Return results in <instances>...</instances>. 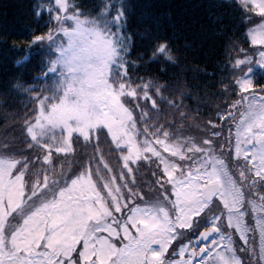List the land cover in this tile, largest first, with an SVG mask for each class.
<instances>
[{
	"label": "trees",
	"instance_id": "16d2710c",
	"mask_svg": "<svg viewBox=\"0 0 264 264\" xmlns=\"http://www.w3.org/2000/svg\"><path fill=\"white\" fill-rule=\"evenodd\" d=\"M66 2L69 15L79 20L85 16L112 38L113 58L104 84L119 93L134 117L140 144L151 142L161 155L139 158L126 171L124 147L101 125L89 128L85 137L76 131L66 137L62 128L45 125L31 134L28 128L39 126L37 104L46 111L66 96L68 73L53 62L50 52L67 22L54 19L56 0H0V157L11 158L14 170L26 166L38 171L40 179L43 169L55 178L62 172L71 176L88 170L92 178L104 180L120 178L121 169L120 188L135 195L130 197L133 204L142 195L166 188L170 172L174 178L185 175L204 148L208 156L222 160L228 152L238 156L234 126L241 123L242 110L252 99L264 102V51L250 38L251 25L264 15L240 0ZM118 12L117 21L113 17ZM254 49L258 55H252ZM155 138L171 147L162 150ZM209 205L201 221L219 223L213 216L220 206Z\"/></svg>",
	"mask_w": 264,
	"mask_h": 264
},
{
	"label": "rangeland",
	"instance_id": "374dc122",
	"mask_svg": "<svg viewBox=\"0 0 264 264\" xmlns=\"http://www.w3.org/2000/svg\"><path fill=\"white\" fill-rule=\"evenodd\" d=\"M240 1L253 7L248 0ZM76 20L79 23L70 21L62 29L60 26L57 44L50 52L53 62H59L68 73L66 96L64 93L46 111L39 102V126H31L28 130L32 134L45 125L43 128H62L66 137L72 131L85 137L89 128L101 125L115 143L124 147L122 165L130 171L137 159L144 161L151 154L161 155V151L151 142L140 144L135 134L134 117L120 101L119 93L104 84L113 58L112 38L106 37L98 27H92L85 16ZM261 31H264V17L250 28L251 41L260 45L263 52L264 37L253 39L251 35L259 36ZM65 32L73 34V46L79 53V57L71 62L67 59L70 42ZM252 55H258V49H254ZM71 91L76 93L75 96H69ZM247 105L240 115L241 123L234 126L237 131L234 146L238 156H228L231 154L228 152L227 158L222 160L217 155L208 156L204 148L202 158L195 159V167L188 165L185 175L174 178L170 172L166 188L159 187L154 193L142 195L133 204H130V197L135 195L120 188L121 169L120 178L113 175L104 180L100 176L92 178L88 170L75 171L71 176L62 172V183L56 177L59 183L53 184L55 177H48L44 169L40 179L38 171H29L26 166L14 170L11 158L0 157V264H156L161 258L160 247L152 241L155 239L162 244L177 226L180 228L175 231L181 239L190 221L194 222L195 230L198 229L207 211L204 209L216 202L221 210L228 209L224 217L233 221L240 236L249 243V256L243 255L247 258L244 261L264 264V211L261 212L259 207V214L255 216L258 222L257 255L254 253L255 240L243 235V231H248L246 226L251 229L253 226L249 223L245 226L242 211L234 212L241 203L240 190L244 180L257 182L264 177L257 175L260 169L264 171V102L259 104L252 99ZM259 124L263 127L258 128ZM253 136L258 137V143L249 146L247 143ZM160 145L162 150L171 147L162 141ZM238 162L255 165L253 176L244 175L247 169ZM247 171L251 175L252 172ZM66 179L68 182L63 183ZM93 180H101V183L96 184ZM210 181H217L219 190L208 201L202 197L200 188ZM250 191L249 197L261 202V195ZM249 197L243 195L244 203ZM219 215L214 214L213 220L217 221ZM187 237L182 242L185 247ZM79 241H82L81 248L76 247ZM222 241L226 248L218 246ZM233 241L231 237L215 238L201 263L239 264L237 256L231 252V248L235 251L231 247L235 244Z\"/></svg>",
	"mask_w": 264,
	"mask_h": 264
},
{
	"label": "flooded vegetation",
	"instance_id": "af4514ba",
	"mask_svg": "<svg viewBox=\"0 0 264 264\" xmlns=\"http://www.w3.org/2000/svg\"><path fill=\"white\" fill-rule=\"evenodd\" d=\"M263 127L262 124L258 125V128ZM249 133V132H248ZM251 135V134H248ZM262 137V136H261ZM258 143V137L257 136H253L252 139L250 138L248 141V144L253 146L254 144ZM260 163V162H258ZM238 164L240 166L243 167V165L245 166V168L249 171H251V175L247 170H244V175L249 177H252L254 174L253 170L256 169L255 165L249 164V165H245L243 162ZM257 175H264V171L262 169H260V173H257ZM245 182L242 183L243 189L240 190L241 194V203L237 206V208L235 209V213L241 212L242 213V217L244 220V224L246 226V223L251 224L253 227V229L249 228L246 226V228L248 229V231H243V235L245 237H250L252 239L255 240V255L258 254L257 251V245H258V232H257V227H258V222L255 220V216L257 214H259V207L262 208L260 211L263 212L264 211V177H261L260 180H258L257 182H252L251 179L248 181V179L244 180ZM252 190L257 194L261 195V202L259 201H255V199L252 198H248V200L250 201H246L244 203L243 199V195L247 194L249 195V191ZM251 192V191H250ZM243 193V195H242ZM204 199L210 201L211 199L214 198V196L211 199H207L206 197H203ZM254 205H256L257 207H254ZM228 210V209H226ZM226 210H222L220 212V215L218 216L219 219V224L220 227H218V230H221V239L225 240L228 237H231L232 241L233 239H236V242H234L235 244H231V247H233L235 249V251L231 248V252L233 254H235L237 256L236 258V262L239 264H249V262H245L244 260H246L247 258H243V255L245 256H249V243L246 242L247 239L240 236L241 233L239 234L238 231L236 230V227L234 226L233 221H228L226 219V216L224 217ZM233 209H231L232 211ZM195 217H193L194 219ZM247 220H246V219ZM207 221V218H206ZM206 221L204 222L203 220L199 223V225H204L206 223ZM257 224V225H256ZM194 222L190 221V226L186 227V233L185 235L179 239L177 236V231H175L176 229H179L180 227L177 226L176 228H174L172 231L169 232L168 234V239L165 241V239L163 240L162 244L160 243V241H156L155 239L152 241L156 247H160V256L161 258H158V261H156V264H199V261L202 257L205 256V254L207 253V249L208 247H211L214 241V237L203 243L202 241H199L196 239V233L195 232V228H194ZM182 226V225H181ZM207 225L201 227V228H205ZM183 227V226H182ZM181 227V228H182ZM172 233L174 234V236L172 235ZM219 233V232H218ZM187 237L186 239V247L182 244V242L184 241V239ZM163 238V235H161L160 239ZM220 244V248H226L227 246L224 247L225 242H221ZM182 245V246H181ZM203 248V250L201 251L202 253H199L200 248ZM236 247V248H235ZM241 258V259H239ZM253 260V259H252ZM251 260V261H252ZM250 261V262H251Z\"/></svg>",
	"mask_w": 264,
	"mask_h": 264
},
{
	"label": "snow or ice",
	"instance_id": "6c2138e0",
	"mask_svg": "<svg viewBox=\"0 0 264 264\" xmlns=\"http://www.w3.org/2000/svg\"><path fill=\"white\" fill-rule=\"evenodd\" d=\"M248 2L253 4V11L257 12L259 15H264V0H248ZM56 4L58 6V13L54 17L55 20L63 21V22H70V21H76V14L71 13L69 15V12L67 11L69 8V4L66 2V0H56ZM245 7L247 8V5L245 4ZM120 13L118 12L113 18L117 21L119 20ZM65 36L68 38L70 44L67 51V59L71 62L76 60L79 57V53L75 50L73 46V34H70L68 32L64 33ZM253 39H257L260 37H264V31H261L260 35L257 36L255 33L251 34ZM47 38H50L47 37ZM165 48V44L161 43L159 46V50H163Z\"/></svg>",
	"mask_w": 264,
	"mask_h": 264
},
{
	"label": "water",
	"instance_id": "95a60500",
	"mask_svg": "<svg viewBox=\"0 0 264 264\" xmlns=\"http://www.w3.org/2000/svg\"><path fill=\"white\" fill-rule=\"evenodd\" d=\"M218 189V182H211L205 184L201 189V194L207 198H210ZM214 228H208L206 230H201L198 233V237L201 239H207Z\"/></svg>",
	"mask_w": 264,
	"mask_h": 264
}]
</instances>
